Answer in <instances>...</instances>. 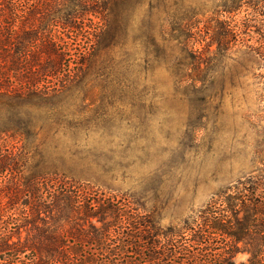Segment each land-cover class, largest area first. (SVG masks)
<instances>
[{
  "label": "rangeland",
  "instance_id": "374dc122",
  "mask_svg": "<svg viewBox=\"0 0 264 264\" xmlns=\"http://www.w3.org/2000/svg\"><path fill=\"white\" fill-rule=\"evenodd\" d=\"M105 15L75 41V79L30 109L25 173L128 197L163 227L264 176V0H109ZM226 23L247 46L218 43Z\"/></svg>",
  "mask_w": 264,
  "mask_h": 264
},
{
  "label": "trees",
  "instance_id": "16d2710c",
  "mask_svg": "<svg viewBox=\"0 0 264 264\" xmlns=\"http://www.w3.org/2000/svg\"><path fill=\"white\" fill-rule=\"evenodd\" d=\"M108 3L0 0V264H264V176L235 182L163 227L128 197L66 173H25L19 143L40 130L30 109L75 79L86 51L75 41L98 35L94 19H105ZM234 32L226 23L218 43L247 46Z\"/></svg>",
  "mask_w": 264,
  "mask_h": 264
}]
</instances>
